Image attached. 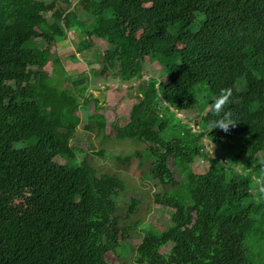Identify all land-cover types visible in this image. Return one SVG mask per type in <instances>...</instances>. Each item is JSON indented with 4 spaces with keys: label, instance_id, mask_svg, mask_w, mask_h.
Returning a JSON list of instances; mask_svg holds the SVG:
<instances>
[{
    "label": "trees",
    "instance_id": "obj_1",
    "mask_svg": "<svg viewBox=\"0 0 264 264\" xmlns=\"http://www.w3.org/2000/svg\"><path fill=\"white\" fill-rule=\"evenodd\" d=\"M59 1L0 0V264H110L107 253L126 240L117 214L125 180L76 162L72 143L83 120L78 112L89 111L91 100L98 111L100 101L63 88L44 70L50 35L54 43L61 28L81 23L79 11L94 17L87 37L105 40L100 74L141 83H131L137 93L125 122L114 123L117 137L147 144L151 176L173 186L157 196L171 208V223L145 233L136 261L251 264L246 239L257 232L253 213L264 204L241 205L250 195L247 178L232 177L234 169L207 151L204 138L223 152L237 149V156L264 150V0ZM152 56L165 63V80L144 78ZM202 82L211 96L205 125L195 129L177 114L199 105L193 91ZM221 88L232 89L224 105L234 122L227 132L210 127ZM88 117L104 130L101 112ZM197 158L209 168L198 180L178 181L172 163L184 169ZM256 166L264 170V155ZM136 204L132 199L131 211Z\"/></svg>",
    "mask_w": 264,
    "mask_h": 264
},
{
    "label": "rangeland",
    "instance_id": "obj_2",
    "mask_svg": "<svg viewBox=\"0 0 264 264\" xmlns=\"http://www.w3.org/2000/svg\"><path fill=\"white\" fill-rule=\"evenodd\" d=\"M59 2L64 3L62 0ZM73 7L78 8V4ZM78 14L81 23L69 28H61L54 43L53 37L50 35L52 43V48L49 51L50 61L44 66V70L51 73L63 88H72L76 92H83L85 96L91 93L100 101L101 109L98 111L95 109V101L91 100L89 101V111L78 112L82 115L83 120L72 139V143L78 150L76 162L87 160L99 173L117 174L126 183V189L117 198V214L122 226L127 228L126 240L117 247V251L107 253L106 257L109 263L148 264L136 261V247L145 233L149 231L161 232L170 225L169 215L172 210L170 207L159 204L157 196L171 190L173 186H164L151 176L153 159L148 157V153L145 151L147 144L129 138L117 137L114 123L125 122L133 94L137 93V90L132 89V84L134 83L137 88L141 83L140 80L131 82L132 84L122 83L112 75L104 78L100 74V67L103 64L99 57L107 49L105 40L96 39L95 36L87 37L85 30L95 22L94 17L86 11H79ZM199 16L203 17V14H199ZM200 24V21L196 22L192 30H197ZM81 41L87 45L86 54L83 50L79 52ZM93 43L94 47H92ZM150 58H146L143 66L144 78L156 75L165 80L167 77L162 72L165 63L161 64L155 60L154 56L151 59L155 61ZM193 92L199 105L189 111L178 112L177 115L181 120L191 123L195 129H198L205 125L201 118L206 111L203 108L210 100L211 94L203 82L199 83ZM93 112H101L104 115L106 119L104 130L100 131L97 122L94 119H89V114ZM197 122L199 125L196 124ZM89 123L91 126L87 127ZM204 141L207 151L212 156L224 157L230 168L234 169L233 172L229 171L232 177L241 175L247 178L250 195L241 200V205L264 204V191L262 190L264 170L256 166L264 155V150L251 157L248 155L237 156L238 151L235 148H228L223 152L215 147L209 138L205 137ZM129 155L131 157L127 160ZM55 160L59 164L66 163V160L61 156H57ZM209 165L208 160L197 158L193 165L184 169H180L173 163L171 166L175 171L176 179L187 183L198 180L209 168ZM132 199L137 201L134 211L130 210ZM263 212L253 213L258 230L248 235L246 239L247 259L251 264H264ZM170 246V244L164 246L162 251H167Z\"/></svg>",
    "mask_w": 264,
    "mask_h": 264
},
{
    "label": "clouds",
    "instance_id": "obj_3",
    "mask_svg": "<svg viewBox=\"0 0 264 264\" xmlns=\"http://www.w3.org/2000/svg\"><path fill=\"white\" fill-rule=\"evenodd\" d=\"M231 96V88H221L216 94V97L211 104V111L218 118L214 121H210V127L219 128L227 132L229 126L234 123L230 118V114L224 109V105L229 102Z\"/></svg>",
    "mask_w": 264,
    "mask_h": 264
}]
</instances>
